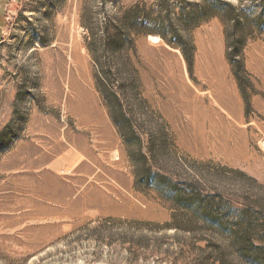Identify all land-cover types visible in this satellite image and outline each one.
I'll list each match as a JSON object with an SVG mask.
<instances>
[{"label": "rangeland", "instance_id": "obj_1", "mask_svg": "<svg viewBox=\"0 0 264 264\" xmlns=\"http://www.w3.org/2000/svg\"><path fill=\"white\" fill-rule=\"evenodd\" d=\"M201 1L218 14L184 31L180 10ZM5 16L0 264H264V0H11ZM107 22L134 39L123 68L99 44ZM162 32L192 41L186 56ZM139 149L230 229L139 189ZM234 231L263 247L240 252Z\"/></svg>", "mask_w": 264, "mask_h": 264}, {"label": "trees", "instance_id": "obj_2", "mask_svg": "<svg viewBox=\"0 0 264 264\" xmlns=\"http://www.w3.org/2000/svg\"><path fill=\"white\" fill-rule=\"evenodd\" d=\"M215 13L217 12L212 8V4L209 1L191 2L187 8L180 10L178 20L184 31H190L192 28L198 26L203 20H205V18L207 19V17L213 16ZM143 23L144 21L137 22L134 20L131 22V26L137 27ZM153 25L154 27L164 26V24L158 20L154 21ZM168 26H170L172 29L175 28L173 21L169 22ZM103 28V35L99 41V44L104 45V47L107 49L106 53L108 54L109 58L119 62L118 65L120 68L125 67V58L123 57L127 51H130V49L133 48L134 39L124 36L118 23L111 24L107 22ZM160 36L162 40L166 41L171 46L178 45L181 47L186 56L187 46H189L192 41L183 37V39L180 41L172 42L166 38L163 32L160 33ZM227 40V55L229 57L230 63L233 66L232 68L234 69V73L237 76L238 74L235 67L242 61L243 46H240L239 41L232 44L228 36ZM90 44L91 45L89 48L91 50L92 57L97 64L98 70L100 74L102 71L103 76L105 74L106 77V73L101 70L102 62L100 59V54H98L96 51V41H93L92 43L90 42ZM108 95H110V92H108ZM111 99L114 105L117 106L119 104V97L117 94H113ZM108 106L111 118H113L114 122L118 126L116 116L113 113L114 108L112 105ZM116 106L114 107L117 108ZM124 123L126 126H128V128H131L128 118H124ZM138 138L140 141L141 139L139 135ZM137 156L138 164L135 171V178L136 186L139 189L154 190L166 203L171 204L178 210H184L188 216H191L192 221L200 217L202 221L215 225L217 228H220L224 231L226 229H230L229 222L225 220V214H227L229 210L224 208L222 211H220V209L215 207L210 200L202 195V193L195 191L191 182L181 181L177 177L178 174L171 173L169 170H167V167L165 168L164 166L159 165V163L155 160V157L154 159L153 156L152 159L149 157L148 152H143L139 149ZM177 220L178 217L176 216L173 222L177 228H182L185 224L187 225L185 226L186 228H192L193 226L192 223L182 224L181 220ZM229 231L232 232V230ZM234 232L236 236L233 237V242L236 244V247L238 250H240V252L247 253L263 247L262 245L255 243V238L252 235L247 233L238 235V232Z\"/></svg>", "mask_w": 264, "mask_h": 264}, {"label": "crops", "instance_id": "obj_3", "mask_svg": "<svg viewBox=\"0 0 264 264\" xmlns=\"http://www.w3.org/2000/svg\"><path fill=\"white\" fill-rule=\"evenodd\" d=\"M11 0H0V39L3 34V28L6 22V10Z\"/></svg>", "mask_w": 264, "mask_h": 264}]
</instances>
